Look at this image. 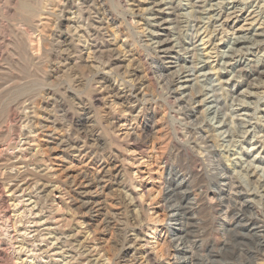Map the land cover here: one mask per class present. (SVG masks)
<instances>
[{
	"label": "rangeland",
	"instance_id": "rangeland-1",
	"mask_svg": "<svg viewBox=\"0 0 264 264\" xmlns=\"http://www.w3.org/2000/svg\"><path fill=\"white\" fill-rule=\"evenodd\" d=\"M78 1L0 0V264H176L166 181L190 154L263 222L264 0L93 1L103 58ZM214 228L215 264H264Z\"/></svg>",
	"mask_w": 264,
	"mask_h": 264
},
{
	"label": "bare ground",
	"instance_id": "bare-ground-1",
	"mask_svg": "<svg viewBox=\"0 0 264 264\" xmlns=\"http://www.w3.org/2000/svg\"><path fill=\"white\" fill-rule=\"evenodd\" d=\"M79 1L81 4L80 9L82 11V14H84V17L86 18L88 23H90V25H91L90 27H91V31L93 34V36H91V37H92L93 41L95 42L94 44H91V45L95 49V54L96 53L99 54L100 55L99 58H101L102 54H104L105 52L109 53V52H111V50H109V49L105 50V48H104V47L108 48L109 41H106V43H103V42L100 43L97 41V38H98L97 36L101 35L102 30L104 29V27H103L104 23L102 22L103 19L102 18L93 19L91 17L92 14L89 15L91 3H93V1H96V0H79ZM97 1H99V3H101V6H102L103 2L101 0H97ZM157 6H160V5L157 4ZM102 8H104V7L102 6ZM90 13H92V12H90ZM94 14H96V13H94ZM100 14H101V12H100ZM165 21L166 20H164V22ZM163 42H161V44H162V45L160 44L161 46H163V44H164ZM163 52H167V50H164ZM16 57H19V56L17 55ZM109 57H110V60H117L116 57H114L115 59H113L112 55ZM19 60H21V59H19ZM5 69H6V67H5ZM9 72H10V70H9ZM9 72H7V73H9ZM3 86H0V88H2ZM198 159L199 158H197L195 155L190 154L188 159H187V165L186 166L181 165L180 169L175 168L174 166H170L169 172H168L170 178L168 179V181H166V183L170 182V184H172L174 182V184L176 185V186H172V185L169 186L168 185L169 186L168 189H170V192L166 195L167 200L165 201L166 202L165 208L168 211H170L171 221L176 222V224H178L180 227L176 231L177 233L175 232L174 239H173L174 240L173 241V247L175 250L174 258L176 259V264H205L204 261H202V260L206 256L211 259V261H210L211 264H215L216 261H215L214 257H212L213 252H214L213 250L215 248V243L214 244L212 242L209 243L208 235H207L208 232H210V230L211 231L215 230V228H214L215 226L221 227L223 229V232H225L224 234L227 236L230 235L231 232L234 230L233 232H236L235 233L236 237L239 239H243V240H245L246 238L257 236L258 242H259V247H263L264 233L258 232V230L264 229V221L263 222L259 221V219L255 216V214H253L252 211H250V207H249L250 205L248 204L247 195L244 193V189L242 187L238 186L233 180H228V179L222 180L221 175H219V174L213 175L214 173L209 172L207 167L204 166L205 163L199 161L200 159L199 160ZM190 180H193V182H197L196 187L198 190H197V193L195 194L196 195V199H195L196 203L194 205H192L190 203L191 200H189V202H188V199H189L188 195H186V193H184L182 191L183 185L187 181H190ZM219 182H226V183L228 182L227 192H224L222 190H220V192L218 194L214 192L213 198L209 199L208 194L211 191V187L212 186L216 187ZM0 184H1V182H0ZM7 186H8V184H7ZM177 188H180L181 192L179 191V193L177 194L178 197L174 199V197H176L175 193H176ZM0 194H1V186H0ZM10 194L11 195H9V196H12L10 201H11V206L13 209L11 211L14 212L15 216L22 219L25 216L24 215L25 211H23L24 210L23 207L27 206L25 204L26 200L25 201L22 200V197H18L17 195L12 194V192ZM215 197H217V199H218L217 203L215 202ZM168 203H169V205L167 206ZM202 212L209 214L210 222L208 221L209 224H207V225L204 224L205 222H203V221L199 222L200 218L198 219V217ZM6 216L11 217L9 215H6ZM24 218H26V217H24ZM201 218H202V216H201ZM217 223H219V224H217ZM203 226H206V227L203 228ZM22 228L23 229H21L19 231V232H21L19 236L23 237V241H22V244L19 248L23 251L24 249H26V248H24L25 245H29L28 242L29 241L31 242L32 239L34 238L31 235L33 233L37 232V229L32 231L31 229H27L26 227H23V226H22ZM258 234H260V235H258ZM43 238H45V237H43ZM33 241H35V240H33ZM32 243L34 244V242H32ZM239 244H241V243H239ZM34 245H31V247L33 249L32 250L30 249V250L35 253L37 251V249ZM242 253L245 255H248L249 256L248 259H250V256L255 259L256 255L254 254V252L247 253V251L245 252L243 250ZM34 257H37V256L35 255ZM23 261H25V260H23ZM227 264H229V263H227Z\"/></svg>",
	"mask_w": 264,
	"mask_h": 264
}]
</instances>
